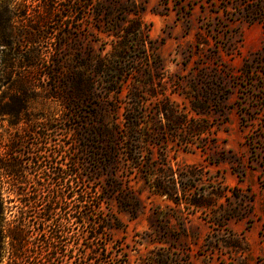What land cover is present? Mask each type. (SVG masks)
I'll return each instance as SVG.
<instances>
[{"label":"rangeland","instance_id":"1","mask_svg":"<svg viewBox=\"0 0 264 264\" xmlns=\"http://www.w3.org/2000/svg\"><path fill=\"white\" fill-rule=\"evenodd\" d=\"M17 7L0 153L27 143L13 157L54 152L65 172L45 264H264V0ZM102 145L117 167L91 156Z\"/></svg>","mask_w":264,"mask_h":264},{"label":"trees","instance_id":"2","mask_svg":"<svg viewBox=\"0 0 264 264\" xmlns=\"http://www.w3.org/2000/svg\"><path fill=\"white\" fill-rule=\"evenodd\" d=\"M20 1L0 0V50L3 52L12 50L19 41L20 27L26 19V14L18 15ZM6 84H10V79L5 78ZM15 85L12 82L9 90H13ZM92 137L99 142L105 140L103 133L99 132ZM14 147L11 152L0 153V264H4L5 260L7 264L53 263L59 249L54 245L61 238L56 214L61 195L58 183H62L65 172L55 161L57 156L53 155L54 152L21 161L13 156H29L35 149L27 143ZM44 149L47 150L42 144L36 148L41 153ZM95 149L91 156H101L103 169L117 167L118 150L104 145L95 146ZM80 202H84L83 198ZM76 213L77 209L73 213L74 221L82 219L86 222L87 217L79 218ZM95 234L96 237H103L104 233L98 228ZM33 236L38 238L37 252L31 250ZM45 254H49L47 259Z\"/></svg>","mask_w":264,"mask_h":264}]
</instances>
